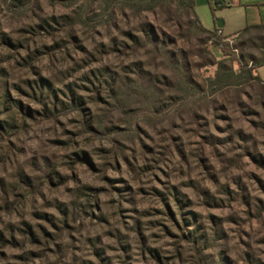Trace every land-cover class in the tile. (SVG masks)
Here are the masks:
<instances>
[{"label":"rangeland","instance_id":"obj_1","mask_svg":"<svg viewBox=\"0 0 264 264\" xmlns=\"http://www.w3.org/2000/svg\"><path fill=\"white\" fill-rule=\"evenodd\" d=\"M189 13L0 0V69L31 110L0 135V264H264V83L212 85ZM40 77L83 110L42 111Z\"/></svg>","mask_w":264,"mask_h":264},{"label":"trees","instance_id":"obj_2","mask_svg":"<svg viewBox=\"0 0 264 264\" xmlns=\"http://www.w3.org/2000/svg\"><path fill=\"white\" fill-rule=\"evenodd\" d=\"M20 1V0H16ZM176 4L182 10H187L190 12V16L197 23L199 29L208 35V40L212 42L213 47L218 49L221 53L222 58L214 62L218 69L215 73L213 79H211L212 85H221L223 83H228L231 80H242L243 82H259L264 83L258 76V68L264 65V60H259L254 56H249L252 60V66L249 65V61L243 54H237L233 51V47L238 48L237 44L231 47L224 40L225 38L218 34L217 29L208 30L205 28L198 16L196 11V0H170ZM42 28V27H40ZM255 29L264 30V24L255 26ZM245 31H248L246 29ZM7 38V37H6ZM146 38L152 41L155 48L164 52L166 50L163 41H160L159 37L153 31H146ZM5 40V38H4ZM10 43V40H9ZM252 47L254 44L251 42ZM211 53V52H210ZM173 56V54H172ZM175 57V56H174ZM179 65L187 71L189 64L185 61L179 62ZM236 65L237 70L234 69ZM4 70L0 69V114H7V119L0 121V135L2 133L8 132L14 127L15 115H30V108L24 107L23 103L19 100L12 99L10 94V88L6 82H4ZM26 94L33 98L38 105L42 108V111L46 112H58L59 110L64 111L68 109L82 111V98L78 97L74 90H71V95L69 102L61 98L67 97L65 92L57 90L48 80L40 77L37 80L27 81ZM32 234V239L34 240V234Z\"/></svg>","mask_w":264,"mask_h":264},{"label":"crops","instance_id":"obj_3","mask_svg":"<svg viewBox=\"0 0 264 264\" xmlns=\"http://www.w3.org/2000/svg\"><path fill=\"white\" fill-rule=\"evenodd\" d=\"M214 2V6L210 0L207 5H203L204 15L203 19H200L202 25L208 30L222 31L221 36L224 38H234V44L238 45L237 54L246 56L250 66L251 55L264 60V30L254 28L264 24V0H214ZM198 6L196 0L197 12ZM246 29L248 31H245ZM251 42L254 44L253 47ZM259 73L261 71L258 68L257 74L261 79Z\"/></svg>","mask_w":264,"mask_h":264},{"label":"built area","instance_id":"obj_4","mask_svg":"<svg viewBox=\"0 0 264 264\" xmlns=\"http://www.w3.org/2000/svg\"><path fill=\"white\" fill-rule=\"evenodd\" d=\"M230 4H232V3H230ZM218 34L219 35H222V31H218ZM226 43H228L231 47H233L234 46V38H232V37H228V38H225V40H224ZM233 51L234 52H238V50L237 49H235L234 47H233Z\"/></svg>","mask_w":264,"mask_h":264}]
</instances>
